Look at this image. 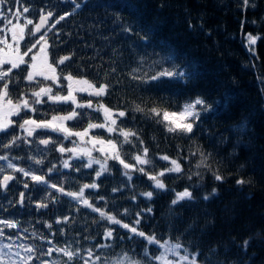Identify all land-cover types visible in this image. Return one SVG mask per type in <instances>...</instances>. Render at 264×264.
I'll return each mask as SVG.
<instances>
[{
  "label": "trees",
  "instance_id": "obj_1",
  "mask_svg": "<svg viewBox=\"0 0 264 264\" xmlns=\"http://www.w3.org/2000/svg\"><path fill=\"white\" fill-rule=\"evenodd\" d=\"M16 3L17 0H6L3 5L13 21ZM125 3L126 0H20L16 7L21 12L23 7L29 8L20 18L28 17L35 23L41 13H54L35 36L27 35L33 25L27 26L21 50L46 33L51 62L71 56V60L57 68L58 73L71 72L97 86L109 85V94L104 97L79 93L78 99H90L94 104L102 101L110 108L126 111L125 117L118 118L117 126L137 132L139 140L133 137L131 144H124L118 132L108 134L105 129H94V136L121 145L120 152L127 163L136 164L131 157L142 155L147 147L152 163L137 167H144L152 175L172 166L170 161L160 159L164 155L177 160L183 171L166 172L160 177L167 186L161 190L154 187L148 175L126 170L111 159L107 161L108 171L99 178L96 165L88 168L83 159L73 158L69 161L71 167L61 168L57 136L45 146L38 143L46 136L44 129H38L32 137L18 127L10 128L8 134L0 133V142H7L11 134L21 137L16 146L0 147V155H7L18 168L45 176L49 185L63 187L65 192L79 191L84 184H98L97 189L84 190L85 198L95 207L155 235L161 242L182 244L180 251L190 259L199 252L200 264H264V0H249L248 6L243 0H131L138 6L134 12L124 7ZM76 4L80 7L76 8ZM9 8L12 12H7ZM65 13L72 14L49 31ZM126 28L131 31H125ZM249 33L260 37L251 50L247 42ZM169 57L174 58L179 69L196 68L195 78L186 84L170 77L152 80L165 70H173ZM18 73L19 70H13V76ZM20 80L19 85H10L14 101L21 92L30 95L31 89L37 87L23 80L22 75ZM225 93L231 95L232 105L217 111V101ZM197 96L206 99L212 111L201 113L190 136L168 132L164 123L157 122L162 117L134 111L140 105L146 110L159 107L178 112ZM44 99L47 101V97ZM74 107L48 101L36 105L35 113L22 115L39 121L69 113ZM76 111L80 116L66 122L71 130L84 129L89 122L103 123L101 112ZM12 120L22 122L17 116ZM242 124L246 127L241 128ZM200 152L208 157L206 164L210 167H196L202 159ZM35 160L43 163L38 165ZM7 163L0 160V166L5 168L0 180L5 174L14 179L6 189L0 188V218L19 226L6 228L0 224L4 233L0 235V246L12 245L10 253L4 256V264H24L21 258L27 253L20 246L28 245L42 250L65 246L79 250L71 262L62 253L42 257L59 264H83L81 257L88 258L87 249L101 257L95 264H131L136 260L160 264L152 258L160 253L157 245H149L144 238L111 224L57 189L7 168ZM49 168L53 170L49 172ZM124 171H130L131 180L123 175ZM214 174L224 177L223 181H217ZM239 178L250 183L237 185ZM185 189L192 192L193 199L172 205L175 194ZM149 191L153 192L151 199L141 195ZM21 193L23 203L19 202ZM41 202L47 207H38ZM110 228L115 229L114 238L105 239L104 233ZM245 240L249 241L246 250L242 247ZM145 250L148 256L144 255ZM17 251L20 256L15 255ZM93 259L89 264H93ZM31 264L39 261L33 260Z\"/></svg>",
  "mask_w": 264,
  "mask_h": 264
},
{
  "label": "snow or ice",
  "instance_id": "obj_2",
  "mask_svg": "<svg viewBox=\"0 0 264 264\" xmlns=\"http://www.w3.org/2000/svg\"><path fill=\"white\" fill-rule=\"evenodd\" d=\"M20 0H17L19 3ZM6 3V0H0V24L3 27H0V133H9V129L13 127H18L26 132L27 137H32L36 133L38 129L50 130L52 132L62 133L65 138L76 136L79 137L81 141H84L85 137H88L92 129H105L108 133H116L118 132L121 137H123L122 143L131 144L133 137L139 140L138 133L132 131L130 129H125L123 127H118V118L125 117L127 115L126 111L113 109L105 105L102 101H97V103H93L92 100H87L81 102L78 99V93H87L90 97H104L109 94L108 89L109 85L106 83H102L97 86L96 83L83 78L77 77L71 74V72H60L58 73L57 68L60 65H65L66 61L71 60V56H62L59 57L55 63L51 62L48 40L46 38V33L44 35H40L35 42H30L29 45H26V50L21 51L20 44L25 40L26 37V28L28 25H32L34 22L31 19H26L24 24L13 23V20L6 15L3 10V5ZM245 6H248L249 0H243ZM76 8H79L80 5L76 4ZM124 7L128 8L130 11L138 10V6L134 3H131V0H126ZM7 12H12V9H7ZM29 12L28 7H23L22 12L20 8L15 10L14 16L18 20L23 13ZM72 13H65L64 15L59 16V18L55 21L54 24L48 29L51 31V28H54L56 24H59L63 21L66 16H70ZM54 13L52 11H48L46 14H42L39 17V23L35 24L34 31H28V36H35L37 33H40L42 28L47 25V22L50 17H52ZM125 31H131L130 28H126ZM9 34L10 40L9 42ZM260 39L258 36H253L252 34L247 35V42L249 46V50H251V46L255 45L257 40ZM37 45H40L39 51L36 54L30 56L28 60L26 57H29V53L33 52V49L37 48ZM169 62L173 63V70H165L159 73L156 76L151 77L152 80H157L160 77H170L173 78L177 82L187 83L190 80L194 79L197 74L196 68H191L189 71H185L184 69H179L176 67L174 63V58L169 57ZM8 65V67H5ZM27 65L26 68H22V66ZM71 65H68L70 67ZM13 70H19V73L16 76H13ZM23 76V80L27 81L29 84H35L37 87L31 89L30 95L28 92H21L19 98L14 101L11 97L10 93V85L15 83L19 85L21 83L20 76ZM41 77L42 80H38L37 78ZM61 79L66 81V83L61 84ZM45 81H51V84H45ZM59 86V89L54 93V87ZM60 91H66V95H61ZM47 97V101L44 99ZM51 101L54 104L65 103L71 104L75 107L71 112L67 115H53L50 120H36L34 118L28 117L25 118L27 113H35L37 111L36 105H40ZM232 105V97L230 94L225 93L220 100L217 101V111L226 110L230 108ZM76 109H92L96 112H102L103 114V123H92L89 122L87 127L83 131L73 132L70 128L66 127V121L74 120L80 113L76 111ZM134 111L145 113V115H150L153 117H162L161 120H158L159 123H164L168 132L170 133H179L183 135L190 136L194 128L197 125V122L200 120V116L202 112L212 111V105H210L206 99L201 96H197L196 98L186 102L182 105V108L179 112H170L167 109H162L159 107H152L149 109H145L140 105H136ZM85 115H87L85 113ZM17 116L21 118L19 124L16 121L12 120L11 117ZM241 128H245L246 125H240ZM21 137L18 135L11 134V138L7 140V142H0V147L3 148H11L17 145V141L20 140ZM93 146L96 144H100L101 147L99 151L105 153V159L103 161L99 159L92 158L91 150L85 148H71L66 149L63 146L59 147V151L64 153L66 151L75 153L77 156L85 155L89 157L86 167L91 168L93 164L100 165V169L96 171V177L99 178L104 172L108 171L107 161L109 159L117 161L120 165L123 166L124 169L130 171H139L148 175V178L154 182V187L156 189L164 190L166 189V185L160 177H163L165 173H181L183 171L181 164L175 160L171 159L167 155L160 157V159L165 161H170L171 167L161 171L155 175L147 173L144 167H137V165H149L152 161L148 158L149 149L147 147L143 148L142 155L137 154L132 156L131 158L136 161V164L127 163L121 155L120 146L117 142L112 139L104 140L97 138L95 136L91 137L88 141ZM39 143L47 145L50 143L48 139H41ZM73 143H75L73 141ZM142 144L143 141L140 140ZM196 153L194 152L193 155ZM202 157L201 161L196 165L197 168L202 165L205 167H210L206 164L207 156L203 152L199 153ZM0 160L8 161L6 167L9 169H13L20 173H23L24 177H30L32 181L37 182L38 184H42L45 187H51L53 189H57L58 192L63 193L74 200L79 201L85 207L92 209L94 212H98L100 216L114 225H120L124 229L129 230L132 234H135L139 237L144 238V240L149 245H157L158 248H162L163 251L158 255L152 257L153 259L160 262V264H174L173 261L168 259V253L175 252L176 249L183 248V245L180 243L170 244L168 241L157 240L155 235H148L144 231L138 230L137 227L130 226L127 223H123L120 219H118L115 215L110 214L106 211H103L100 208L95 207L87 198H85L84 190L85 189H97L99 187L98 184H84L79 191H69L65 192L63 187H58L56 184H50L45 176L36 175L35 172L25 170L24 168H17L15 164H13L7 155H0ZM36 164H42V160H35ZM64 168H69L71 165L68 161H64ZM53 169L49 168L48 171L51 172ZM5 168L0 166V173H3ZM79 171V168L76 169ZM130 171H124L123 175L128 178V180L132 179ZM199 175V173H197ZM215 179L217 181H223L224 177L219 174H214ZM14 177L12 175H4L2 180H0V188L6 189L8 187L9 181L13 180ZM237 185H244L246 183H250V181H246L243 178H239L236 181ZM24 187L27 188L28 184L25 183ZM116 191V189H114ZM215 189H213V194H215ZM141 195L151 199L153 197V192H144ZM24 194H20V203H23ZM54 199V198H53ZM103 199V197H101ZM193 194L188 189L184 191L177 192L175 194V199L172 200V205H177L181 201L184 200H192ZM204 199H208L207 196ZM38 207L46 208L47 204L41 202ZM125 214H127V209L124 210ZM148 211H151L149 209ZM139 215V214H137ZM65 222H67V218H65ZM60 223V221H57ZM140 220H136V224H139ZM0 224L4 225L6 228H17L19 225L17 222L12 220H0ZM49 228L52 227L51 224L48 225ZM26 232L27 229H24ZM115 229H107L104 233L105 239L114 238ZM3 229H0V235H3ZM35 235V233L33 234ZM54 236L55 233H52ZM11 239V237H9ZM41 239H47L46 237H41ZM51 243V241H48ZM249 241L245 240L243 242L242 247L246 250ZM24 249V252L27 255L23 256L21 259L24 261V264H31L33 260L39 261V264H59V261H50L46 259H42L44 256H52L53 252L62 253L65 257H67V261L71 262L79 255V250L72 251L69 246L65 247H50L46 250L37 249L34 246H20ZM99 247H111V245H99ZM12 245H3L0 246V264H4V256L9 254L11 251ZM5 250H8L7 252ZM39 252V255H35V253ZM16 256H20V252L17 251L15 253ZM88 258H83V264H89V260L93 259V264L95 261H99L101 257L95 256L92 249H87ZM145 256H148V251L145 250ZM200 255L199 252L192 254L191 259L188 255H183L180 257L181 261L187 262V264H200L197 260V257ZM131 264H143L142 261L136 260L131 261Z\"/></svg>",
  "mask_w": 264,
  "mask_h": 264
},
{
  "label": "rangeland",
  "instance_id": "obj_3",
  "mask_svg": "<svg viewBox=\"0 0 264 264\" xmlns=\"http://www.w3.org/2000/svg\"><path fill=\"white\" fill-rule=\"evenodd\" d=\"M19 21H20V19H15V21H13V23H19ZM20 24H23V23H20ZM9 42H11V40H10V34H9ZM21 47V46H20ZM39 47H40V45H38V48L34 51V52H32V53H30V55L29 56H31V55H33V54H36L38 51H39ZM26 50V49H25ZM25 50H21L22 52L23 51H25ZM6 67H8V65H5ZM47 82V84H51L52 82L51 81H46ZM64 83H66V81H63V79L61 80V84H64ZM59 89V86H56V87H54V93L57 91ZM61 93V95H66L67 93H66V91H60ZM79 94V93H78ZM78 94H77V96H78ZM95 98H97V97H95ZM97 103V102H96ZM74 106V105H73ZM181 110V109H180ZM179 112V111H178ZM68 113H66V114H55V115H67ZM101 114H102V112H101ZM53 116V115H52ZM52 116H50L49 118H47V119H45V120H50L51 119V117ZM102 117H103V114H102ZM13 117H11V119H12ZM67 122V121H66ZM65 122V123H66ZM104 122V121H103ZM66 127H67V125H66ZM87 127V126H86ZM85 127V128H86ZM84 128V129H85ZM84 129H79V130H72L73 132H77V131H83ZM93 130L94 129H92L91 130V132H90V134H89V136L88 137H85V139H84V141H81L80 140V138L79 137H76V136H72V137H68V138H65V136L62 134V133H57V132H52V131H50V130H45L47 133H46V136L44 137V139H48V140H50L51 138H53V137H55V136H57V139H55L56 141H57V146H56V149L58 150L59 149V147L60 146H63L64 148H66V149H71V148H85V149H89V150H91V155H92V158H94V159H99V160H101V161H103L104 159H105V153L104 152H101V151H99V149H100V147H101V145L100 144H96L95 146H93L91 143H89L88 141L91 139V137H93L94 136V133H93ZM106 131V130H105ZM106 133H108L107 131H106ZM108 134H111V133H108ZM95 137H96V135H95ZM97 138H100V139H104V138H101V137H97ZM43 139V138H42ZM104 140H107V139H104ZM73 141L75 142V143H73ZM58 152L59 153H61L59 150H58ZM60 156H61V161H60V164H59V166L61 167V168H64L63 167V163H64V161H70L71 159H73V158H79V159H83L84 161H85V163L87 164V162H88V159H89V157H87V156H85V155H80V156H77L75 153H72V152H68V151H66V152H64V153H61L60 154ZM95 164V163H94ZM131 164H133V163H131ZM96 165V167L98 168V169H100V165H98V164H95ZM16 167L18 168V165H16ZM165 241H168L170 244H176V242H173V241H170V240H165ZM161 243H163V242H161ZM181 249V248H180ZM180 249H176L175 250V252H171V253H168L167 255H168V259L169 260H171V261H173L174 262V264H185V263H187V262H185V261H181L180 260V257L181 256H183V255H185L182 251H180ZM163 251V249L162 248H160V252H162Z\"/></svg>",
  "mask_w": 264,
  "mask_h": 264
},
{
  "label": "water",
  "instance_id": "obj_4",
  "mask_svg": "<svg viewBox=\"0 0 264 264\" xmlns=\"http://www.w3.org/2000/svg\"><path fill=\"white\" fill-rule=\"evenodd\" d=\"M37 23H39V18H38V20H37ZM37 23H36V24H37ZM42 29H43V28H42ZM40 144H41V143H40ZM41 145H44V144H41Z\"/></svg>",
  "mask_w": 264,
  "mask_h": 264
}]
</instances>
